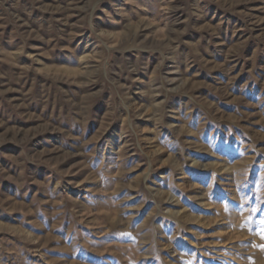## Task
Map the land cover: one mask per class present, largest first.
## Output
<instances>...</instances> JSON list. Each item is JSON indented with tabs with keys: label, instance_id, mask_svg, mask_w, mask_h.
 <instances>
[{
	"label": "rangeland",
	"instance_id": "rangeland-1",
	"mask_svg": "<svg viewBox=\"0 0 264 264\" xmlns=\"http://www.w3.org/2000/svg\"><path fill=\"white\" fill-rule=\"evenodd\" d=\"M0 264H264V0H0Z\"/></svg>",
	"mask_w": 264,
	"mask_h": 264
}]
</instances>
